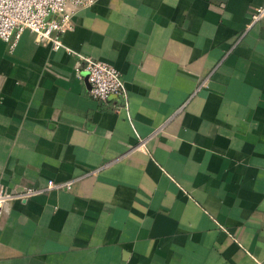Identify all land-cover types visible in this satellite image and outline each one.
Returning a JSON list of instances; mask_svg holds the SVG:
<instances>
[{
	"label": "crops",
	"instance_id": "1",
	"mask_svg": "<svg viewBox=\"0 0 264 264\" xmlns=\"http://www.w3.org/2000/svg\"><path fill=\"white\" fill-rule=\"evenodd\" d=\"M263 2L93 0L63 47L0 39V186L34 189L0 208V264H264Z\"/></svg>",
	"mask_w": 264,
	"mask_h": 264
},
{
	"label": "built area",
	"instance_id": "2",
	"mask_svg": "<svg viewBox=\"0 0 264 264\" xmlns=\"http://www.w3.org/2000/svg\"><path fill=\"white\" fill-rule=\"evenodd\" d=\"M93 0H0V39L12 48L23 30L34 33L39 42L49 43L53 49L63 47L60 34L72 25L75 8L88 6ZM264 17V2L249 13L248 23ZM82 70L88 82L89 95L104 101L110 94H118L122 105L126 95L119 71L111 63L89 55L82 57ZM68 181L46 180V187L68 186ZM27 187L22 193H14L0 186V208L8 200L33 192Z\"/></svg>",
	"mask_w": 264,
	"mask_h": 264
}]
</instances>
